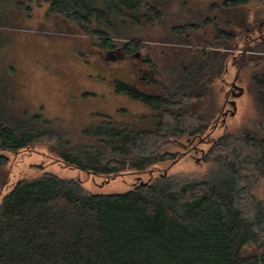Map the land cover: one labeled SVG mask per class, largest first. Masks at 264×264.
I'll return each mask as SVG.
<instances>
[{"label":"trees","instance_id":"16d2710c","mask_svg":"<svg viewBox=\"0 0 264 264\" xmlns=\"http://www.w3.org/2000/svg\"><path fill=\"white\" fill-rule=\"evenodd\" d=\"M0 1L13 3L19 13L46 4L51 15L98 40L108 58L116 53L123 59L138 55L142 45L131 38L118 45L114 39L119 37L108 35L113 32L108 17L133 21L136 13L152 10L146 0ZM93 1L102 8L90 7ZM251 2L227 0L225 5L239 8ZM199 59L171 64L164 81L149 79L152 87L161 88L158 93L116 81V94L152 109L156 123L152 128L108 123L84 131L93 140L88 145L69 147L58 131L44 128L41 115L15 116L0 109V190L8 185V154L36 147L46 148L65 167L111 180L153 173L166 163L174 166L183 156L170 150L214 128L211 86L226 73V53L203 51ZM261 59L249 61L257 71L253 99L260 118L238 135L224 133L205 142L201 160L212 166L208 176L179 185L158 179L111 195L86 194L78 184L49 173L20 179L0 200V264H264ZM143 61L156 74L153 63Z\"/></svg>","mask_w":264,"mask_h":264},{"label":"rangeland","instance_id":"374dc122","mask_svg":"<svg viewBox=\"0 0 264 264\" xmlns=\"http://www.w3.org/2000/svg\"><path fill=\"white\" fill-rule=\"evenodd\" d=\"M146 1L151 12L136 13V20L108 17L113 30L108 35L119 37L114 39L118 45L130 38L142 45L138 55L124 59L116 53L108 58L98 40L80 32L76 24L51 15L46 4H32L30 12L19 13L13 3L0 1V109L15 116L41 115L46 121L44 128L58 131L69 147L91 144L92 138L84 131L108 123L152 128L156 113L116 94L114 83L121 81L143 92L158 93L161 88L152 87L149 79L164 81V70L171 64L199 62L203 51L216 50L226 53L227 64L223 80H212L210 130L214 128L206 137L189 143L183 140L180 147L170 150L183 156L174 166L166 163L153 173L127 174L112 180L65 167L43 147L8 154L4 170L8 185L0 190V200L16 181L38 178L43 173L78 184L84 193L95 195L125 193L139 183L158 179L175 185L201 180L212 168L201 160L205 142L224 133L238 135L260 118L253 99L252 79L257 71L249 61H263L264 0H252L239 8L227 7V0ZM90 7L102 5L93 1ZM144 59L153 63L158 76Z\"/></svg>","mask_w":264,"mask_h":264},{"label":"water","instance_id":"95a60500","mask_svg":"<svg viewBox=\"0 0 264 264\" xmlns=\"http://www.w3.org/2000/svg\"><path fill=\"white\" fill-rule=\"evenodd\" d=\"M242 94V90L239 89V93H238V96H240ZM233 109L235 110V104L233 103ZM232 115H234V112H232Z\"/></svg>","mask_w":264,"mask_h":264},{"label":"flooded vegetation","instance_id":"af4514ba","mask_svg":"<svg viewBox=\"0 0 264 264\" xmlns=\"http://www.w3.org/2000/svg\"><path fill=\"white\" fill-rule=\"evenodd\" d=\"M259 32V31H258ZM232 85V84H231ZM233 87H235V85H232Z\"/></svg>","mask_w":264,"mask_h":264}]
</instances>
